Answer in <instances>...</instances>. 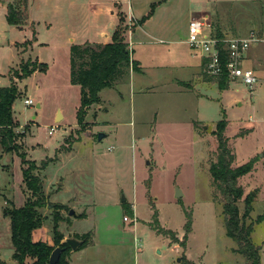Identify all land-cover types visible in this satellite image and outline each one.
Masks as SVG:
<instances>
[{"label": "rangeland", "instance_id": "obj_1", "mask_svg": "<svg viewBox=\"0 0 264 264\" xmlns=\"http://www.w3.org/2000/svg\"><path fill=\"white\" fill-rule=\"evenodd\" d=\"M9 1L0 0V86L14 82L20 91L12 105L15 129L24 132L18 138L20 150L35 160L38 167L33 171L45 195L39 207L43 218L31 230V238L53 243V213L58 209L62 239L92 231L93 243L71 249L73 264H186L185 257L195 264H247L226 233L208 169L217 147L212 131L225 116L236 163L255 158V168L239 182L244 194L253 193V208L245 221L254 224L252 239L263 244L264 263V40L249 48L261 58L251 64L259 70V82L252 89L240 80L225 90L195 84L208 94L199 96L167 82L136 93L132 100L123 83L124 97L114 88H104L105 101L89 106L84 127L76 114L79 85L69 78L70 44L103 39L112 28L111 9L121 8L130 18L152 9L130 40L134 56L146 69L143 78L156 83L161 72H188L176 68L175 55L183 46L188 53L187 44L172 43L170 39L179 35L167 31L170 25L187 23L189 9L206 21L207 29L218 25L228 36L254 31L264 39V0H27L28 15L21 27L5 18ZM123 17L125 32L134 19L127 22ZM28 58L36 67L26 75L14 73ZM26 96L32 104L24 103ZM205 123L212 125L210 131L202 127ZM50 125L57 128L49 134ZM101 132L108 134L98 140ZM176 186L181 196H176ZM28 195L20 155L4 151L0 144V258L6 264L16 261L9 217L2 207L10 202L21 205ZM123 197L131 212L124 210ZM237 206L243 213V198Z\"/></svg>", "mask_w": 264, "mask_h": 264}, {"label": "trees", "instance_id": "obj_2", "mask_svg": "<svg viewBox=\"0 0 264 264\" xmlns=\"http://www.w3.org/2000/svg\"><path fill=\"white\" fill-rule=\"evenodd\" d=\"M148 14L140 17L137 22L143 23L148 18ZM28 15L27 0H12L6 4L5 18L7 22L21 27ZM124 17L119 13L118 24L108 42L71 43L69 47V78L72 83L79 85V107L77 109V119L80 127L86 124L84 115L90 105L99 103L100 89L112 87L116 82L126 80L130 71H139V61L131 56V48L124 38L123 26ZM216 36H223L224 32L217 25L212 31ZM227 54L222 51V63H225ZM205 60V59H204ZM205 63V61H204ZM224 66V65H223ZM36 67V61L28 58L20 63L19 70H13L19 76L26 75ZM204 71V69H203ZM218 75H210L206 71L204 74L217 83V87L225 88L230 80L227 72ZM206 72V73H205ZM20 94L14 82L0 86V144L4 151H15L21 157L22 173L25 188L29 195L21 205L10 202L2 207L3 215L9 217L10 241L13 247L12 258L16 264H49V255L52 249L59 245L62 247L58 260L53 264H68V253L71 246L63 238L62 232L58 229V221L62 215L58 209L53 213V243L44 240L31 238V230L42 221V214L39 207L45 203V195L42 190V180L33 170L38 166L35 160L25 157V152L21 151L19 136H23V131L15 129L16 119L13 117L12 105L15 98ZM225 116L216 121L215 129L212 133L217 139V147L214 158L209 160V174H211V187L214 191V199L221 202L223 208V225L226 233L237 244L235 251L240 252L247 264H262L260 257L261 245L253 241L251 233L254 230L253 222H246L245 219L252 211V192L245 193L243 185L239 182V177L250 172L254 167L255 158H251L243 163L234 164L236 159L234 150L230 144V139L225 133L227 127ZM244 200V211L240 213L237 206L239 199ZM59 208L63 205L55 203ZM124 210L131 212L126 202H122ZM156 215V212H154ZM84 212H79L78 216H83ZM261 215L257 220L261 219ZM189 231L190 216L188 214L185 223ZM166 234L170 231L163 230ZM74 236L82 239L79 247L92 241V231L74 233ZM186 264H195L191 259L184 258ZM0 264L6 262L0 258Z\"/></svg>", "mask_w": 264, "mask_h": 264}, {"label": "crops", "instance_id": "obj_3", "mask_svg": "<svg viewBox=\"0 0 264 264\" xmlns=\"http://www.w3.org/2000/svg\"><path fill=\"white\" fill-rule=\"evenodd\" d=\"M164 2H165V0H164ZM110 12H111V14H113V20H111V22H112L111 27L112 28H111L110 32L105 33L104 36H103L104 37L103 39L97 40V41H94V42L97 43V42H108V41H111L112 32L114 31V28L119 23L118 22L119 13H121L123 16H125V18L127 19V22H128V19L129 20L131 18L134 19L132 22H128V23H130V27H128L126 29V31L123 33L124 38L127 40V42L129 43V47L131 48L130 35L134 32V30L138 26H142V23L137 22V20L140 17H137V16L134 17V15L132 14L131 15V18H130L126 14V12L124 10H122L121 8L118 9V10L111 9ZM196 14H197V12H195L192 9H189V16H188V19H187L188 22L187 23H182V25H179V26H171L170 25V27H168V31H167V32H170V34H172L173 31H174L175 33H177L179 35V38H176V39L175 38H171L170 39V41L172 43H174V44H181V45L187 44L188 53H185V50H184L185 49V46H183L184 47L183 49L177 47L178 49L175 52L176 59H177L176 62L179 64L178 66H176V68L178 70L182 71V72H184L185 69L188 68L187 74H185L184 76H182V74L181 75L180 74L177 75V74H175V72H170L169 74H167V76H165L164 73L161 72V73L158 74L159 75V78H161V79H158V81L156 83H149V82L145 81V79L143 78V77L146 78V74H147L146 73V69L141 64V60L138 59L136 56H134V54H133V50L134 49L132 47L131 48V56H133L134 58H136L139 61L140 70L139 71H134V70L130 71L129 72L130 75H129V77L126 80H121V81L116 82L115 85H113L111 88H114L115 90L119 91L120 96L121 97H124V93L122 92V89H120V88H121V85L123 83H125L126 86H128L130 98L132 100H134V97H135L136 93L148 92V91H150L151 89H153L157 85H164L167 82H169V83H172L173 85L178 86L179 87L178 89H180V91L190 90V91L195 92L196 95H199V96L206 95V96H208L207 93L198 90L195 87V84L201 85V84H204V83L205 84L206 83H209V84L215 85L217 87V83L215 81L211 80V79H208L207 77L206 78L203 77L205 75L204 74V71H203V69H204V61H205L204 59L205 58H204V56L201 53L198 52V50L193 49L188 44L187 38H186L187 37V33H188V24H189V21H190L191 18L195 17ZM148 34L151 35L150 32H148ZM224 34H227V32H224ZM160 40H162V39H160ZM182 50H183V52H182ZM245 53L246 54L244 56L243 64H245V65H247V67H250L251 69L255 70V72L258 74L259 73V70L256 69L251 64L252 63L255 64L256 62L259 63L260 62V59H261L259 57L260 55L256 52V50H252V53H250L249 49ZM182 56L184 58H187V60H184ZM159 67L160 66L156 65L155 69L157 70ZM259 67H260V65H259ZM235 80L238 81L239 79H236L235 78ZM235 80L230 79L229 82H228V84H227V86L225 88H219V87H217V88H219L221 90H225L229 86V83L232 82V81H235ZM104 88H106V87L101 88L99 91H100V100H104L105 101V99H103V95H102V92H103ZM95 104H97V103H95ZM95 104H94V107H95ZM57 113L60 115V119H61L62 116H63L61 109H59L57 111ZM56 116H57V114H56ZM55 119H56V117H55ZM205 124H207V123H205ZM203 125H202V127H203ZM203 128H205V127H203ZM206 131H208V130L206 129ZM134 132H135V126L132 129V134H134ZM101 133H102V137L108 134L106 132L105 133L104 132H101ZM195 134H196V132H195ZM230 143H231V139H230ZM110 146H112V145H110ZM231 146H232V148L234 150V153H235V146L232 145V144H231ZM234 164H236V165L238 164V163H236V159L234 161ZM254 168H255V165H254ZM244 175H246V174H244ZM121 202H123V200ZM78 232L79 233H82V232H85V231H82V232L78 231ZM90 243H93V238H92V241ZM262 246H263V244L261 245V248H260V257H261V253H262ZM73 257H74V252H73V250H71L70 257L68 258V264H73ZM262 264H264V263L262 262Z\"/></svg>", "mask_w": 264, "mask_h": 264}, {"label": "built area", "instance_id": "obj_4", "mask_svg": "<svg viewBox=\"0 0 264 264\" xmlns=\"http://www.w3.org/2000/svg\"><path fill=\"white\" fill-rule=\"evenodd\" d=\"M206 25V21L201 18H191L186 37L188 44L204 56V71L210 75H218L223 72L224 68L230 79H239L252 89V86L259 82V78L255 70L244 66L243 60L245 52L251 45L264 39L254 31L243 36H228L227 34L216 36L212 30L207 29ZM222 51L227 54L224 64L222 63ZM23 101L25 104L33 103L32 98L27 96ZM56 128L57 125H50L48 133H52ZM124 219L128 217L124 216Z\"/></svg>", "mask_w": 264, "mask_h": 264}, {"label": "water", "instance_id": "obj_5", "mask_svg": "<svg viewBox=\"0 0 264 264\" xmlns=\"http://www.w3.org/2000/svg\"><path fill=\"white\" fill-rule=\"evenodd\" d=\"M203 127H205L208 131H210L212 128V125L211 124H204ZM101 137H102V133H99L98 139L100 140ZM175 192H176V196H181L183 193V192H181V190L179 189L178 186H176ZM124 199L125 198L123 197L122 200H124ZM69 213H74V210L72 208H70ZM65 239L68 241V243L72 249L78 248L79 245L82 243V239H80L74 235L67 236ZM61 250H62V247L59 245L55 246L52 249V251L50 252V255H49V264H53L58 260Z\"/></svg>", "mask_w": 264, "mask_h": 264}]
</instances>
